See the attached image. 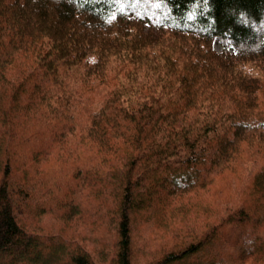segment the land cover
Here are the masks:
<instances>
[{
    "label": "trees",
    "instance_id": "1",
    "mask_svg": "<svg viewBox=\"0 0 264 264\" xmlns=\"http://www.w3.org/2000/svg\"><path fill=\"white\" fill-rule=\"evenodd\" d=\"M141 249L264 264V0H0V264Z\"/></svg>",
    "mask_w": 264,
    "mask_h": 264
},
{
    "label": "rangeland",
    "instance_id": "2",
    "mask_svg": "<svg viewBox=\"0 0 264 264\" xmlns=\"http://www.w3.org/2000/svg\"><path fill=\"white\" fill-rule=\"evenodd\" d=\"M214 48L218 52L225 51L224 48L221 47L219 44H215L214 45ZM229 52H231V51H229ZM105 226H103V230H102V232H103L102 233L103 238L105 237L106 240H107V236L114 237V232L113 231H109L108 232V229L105 228ZM93 232H95V230L94 231H90L89 234H92ZM135 234H136L135 238H136V242H137L138 246L141 247L142 245H144L145 243H147L149 246L154 247L155 244L157 243V240L156 239L162 237L165 233L162 234V235H156L155 232H154V230L151 227H148L147 225L144 224L143 221H140L139 224H138V226H137V228H136V230H135ZM103 238L99 236V238L97 239L96 242H93L92 241L93 242L92 245H98V244H100L103 241ZM93 239H94V234H93ZM225 247H226V245H225ZM46 251L47 250L45 249L44 252H46ZM44 252H41V253L43 254ZM146 253H147V251L144 250V249H141L140 252H139V255H141V256L138 259H139V261L142 264L146 261V259L142 257ZM62 259H63L62 260L63 262H61L59 264H64V258H62Z\"/></svg>",
    "mask_w": 264,
    "mask_h": 264
}]
</instances>
